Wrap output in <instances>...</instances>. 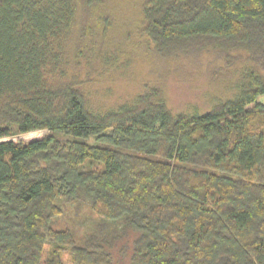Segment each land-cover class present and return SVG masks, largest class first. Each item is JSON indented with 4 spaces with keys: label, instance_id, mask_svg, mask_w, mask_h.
<instances>
[{
    "label": "trees",
    "instance_id": "trees-1",
    "mask_svg": "<svg viewBox=\"0 0 264 264\" xmlns=\"http://www.w3.org/2000/svg\"><path fill=\"white\" fill-rule=\"evenodd\" d=\"M104 2L0 0V139L50 132L0 141V264H264V0L144 2L160 57H245L202 114L147 95L90 108L69 41ZM69 207L101 222L79 238L56 221Z\"/></svg>",
    "mask_w": 264,
    "mask_h": 264
},
{
    "label": "rangeland",
    "instance_id": "rangeland-1",
    "mask_svg": "<svg viewBox=\"0 0 264 264\" xmlns=\"http://www.w3.org/2000/svg\"><path fill=\"white\" fill-rule=\"evenodd\" d=\"M145 1L105 0L101 20H89L85 13L78 17L69 41L68 71H78L90 108L101 114L121 104L132 105L139 96L147 95L163 100L173 114H202L233 98L248 64L245 57L235 55L226 61L204 52V59L185 63L160 57L142 27ZM85 26L90 28L91 36L85 35ZM49 133L46 129L36 130L0 141L28 142ZM92 165L97 166L86 164ZM71 208L63 209L56 221L65 229H76L79 238L86 237L101 222L96 214L76 216Z\"/></svg>",
    "mask_w": 264,
    "mask_h": 264
}]
</instances>
